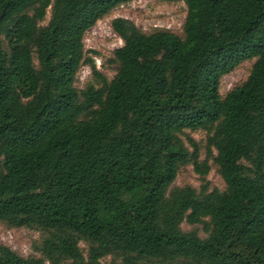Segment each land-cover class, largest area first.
Listing matches in <instances>:
<instances>
[{
    "label": "trees",
    "instance_id": "16d2710c",
    "mask_svg": "<svg viewBox=\"0 0 264 264\" xmlns=\"http://www.w3.org/2000/svg\"><path fill=\"white\" fill-rule=\"evenodd\" d=\"M132 1L0 0V223L42 237L0 264H264V0H182L183 35L114 18L108 80L85 35Z\"/></svg>",
    "mask_w": 264,
    "mask_h": 264
},
{
    "label": "rangeland",
    "instance_id": "374dc122",
    "mask_svg": "<svg viewBox=\"0 0 264 264\" xmlns=\"http://www.w3.org/2000/svg\"><path fill=\"white\" fill-rule=\"evenodd\" d=\"M187 15V6L184 1L163 2L160 0H134L116 8L109 16L99 20L97 24L87 31L85 35V50L87 57H90L96 64L97 69L104 74L108 80H111L116 74L117 66L111 63L115 49L123 45L122 39L112 28V20L116 17H124L133 20L136 25L145 32H152L156 28H167L179 35H183V25ZM50 17L48 11L47 20ZM252 61H246L237 67L231 73L225 75L221 82V93L226 95L235 86L241 84L248 78ZM90 83H96L93 78L91 67L83 65L78 73L76 85L84 88ZM189 134L202 146V158L206 156L204 141L206 133L204 131L190 132ZM211 187L224 189L225 184L219 175L215 166L208 175ZM203 183L201 177L195 172L192 165L185 166L179 172L176 185H192L197 188ZM185 230L193 228L188 223L183 224ZM200 233L204 234L203 228L199 225ZM41 232L30 228H14L4 223H0V245L6 244L14 248L25 257L36 256L41 254L35 249L41 241ZM82 247L85 245L82 243ZM110 257L103 259L108 263ZM46 264H50L47 262Z\"/></svg>",
    "mask_w": 264,
    "mask_h": 264
}]
</instances>
